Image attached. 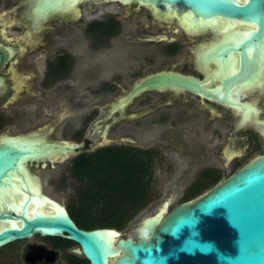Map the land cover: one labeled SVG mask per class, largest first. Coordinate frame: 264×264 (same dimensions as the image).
Listing matches in <instances>:
<instances>
[{
	"label": "flooded vegetation",
	"instance_id": "flooded-vegetation-1",
	"mask_svg": "<svg viewBox=\"0 0 264 264\" xmlns=\"http://www.w3.org/2000/svg\"><path fill=\"white\" fill-rule=\"evenodd\" d=\"M256 31L239 18L203 20L182 7L166 13L122 0H0V38L12 54L0 70V143L51 146L0 182V232L12 209L37 193L62 204L85 230L70 204L48 194L44 171L56 165L67 163L58 181L76 180L77 198L120 194L124 180L147 182L144 207L164 168L167 180L180 172L183 197L263 154L264 33L258 45H240ZM159 75L186 79L198 92L167 85L132 94ZM30 116L34 127L11 131ZM60 131L66 136L58 139ZM62 145L75 153L63 154ZM108 179L119 183L115 191L105 188ZM44 207L54 212L53 204ZM76 248L67 238L33 234L0 246V264H82Z\"/></svg>",
	"mask_w": 264,
	"mask_h": 264
},
{
	"label": "water",
	"instance_id": "water-1",
	"mask_svg": "<svg viewBox=\"0 0 264 264\" xmlns=\"http://www.w3.org/2000/svg\"><path fill=\"white\" fill-rule=\"evenodd\" d=\"M122 1L135 2L155 12L167 13V7H182L203 20L219 16L254 24L256 33L240 45H258L264 33V0H246L243 5L233 0ZM11 55L0 38V70ZM167 85L198 92L186 79L159 75L146 80L132 94ZM49 147L20 138L1 142L0 182L6 174L19 169L25 159L47 156ZM59 150L74 154L76 147L62 145ZM32 202L34 207L29 210ZM46 203L53 204V213L44 210ZM168 205L165 201L153 215L144 217L137 227L138 238L133 239L121 237L114 228L81 230L62 204L37 193L7 215L10 225L0 232V246L39 234L73 241L78 246L74 252L89 264H264V152L198 197L171 211Z\"/></svg>",
	"mask_w": 264,
	"mask_h": 264
},
{
	"label": "trees",
	"instance_id": "trees-1",
	"mask_svg": "<svg viewBox=\"0 0 264 264\" xmlns=\"http://www.w3.org/2000/svg\"><path fill=\"white\" fill-rule=\"evenodd\" d=\"M84 157V156H81ZM80 157V158H81ZM110 167V166H109ZM129 165L123 164L124 171ZM84 165H76L75 174H83ZM107 190H116L119 183L111 179L106 181ZM149 183L139 181H126L121 183L122 192L117 195H105L102 197L81 195L77 202L70 204V212L75 221L85 230L96 228H114L121 230L143 207L147 199L146 189ZM121 188H119L120 190ZM205 189L191 190L182 197L180 203L190 201L201 195ZM75 264H81L76 261ZM82 264H89L86 259Z\"/></svg>",
	"mask_w": 264,
	"mask_h": 264
},
{
	"label": "rangeland",
	"instance_id": "rangeland-1",
	"mask_svg": "<svg viewBox=\"0 0 264 264\" xmlns=\"http://www.w3.org/2000/svg\"><path fill=\"white\" fill-rule=\"evenodd\" d=\"M122 44V43H121ZM123 45V44H122ZM77 90L82 92V86H76ZM35 105L32 104L29 109L35 110ZM34 113V112H33ZM20 119V118H18ZM37 120L35 116L27 117V122H15L11 128L12 132L24 131L27 129H31L36 124ZM66 136L63 131H60L56 134L58 139ZM246 162V161H245ZM65 164L56 165L55 170L45 169L44 174L46 173L49 177L48 179V194L54 199L62 202L65 205L71 204L77 200V197H73L72 190L73 186L77 185V181L74 180L72 183L68 181L64 185L60 186L58 178L63 175ZM167 167V166H165ZM157 180L152 182L150 187V198L147 204L131 219L129 220L123 229L119 232L121 237H131L133 239L138 238L137 227L139 226L141 220L148 216L153 215L158 209H160L165 201H168V211H171L175 206L180 204V200L182 199L183 191L179 187V182L177 181L180 177V172L175 173L174 177L171 180H167V169L164 168L163 175L161 173H157ZM57 177L56 184L53 185L51 182L55 180ZM224 179V178H223ZM47 182V181H45ZM47 185V183H45ZM71 190V191H70ZM208 191V190H206ZM204 191L203 193H205ZM198 197V196H197Z\"/></svg>",
	"mask_w": 264,
	"mask_h": 264
},
{
	"label": "bare ground",
	"instance_id": "bare-ground-1",
	"mask_svg": "<svg viewBox=\"0 0 264 264\" xmlns=\"http://www.w3.org/2000/svg\"><path fill=\"white\" fill-rule=\"evenodd\" d=\"M14 68H15V67H14ZM15 78H16V77H15ZM15 78H14V79H15ZM23 83H24V82H23ZM21 87H22V86H21ZM18 90H19V89H18ZM48 209H49V208H48ZM47 211H48V210H47ZM49 212H51V209L49 210Z\"/></svg>",
	"mask_w": 264,
	"mask_h": 264
}]
</instances>
